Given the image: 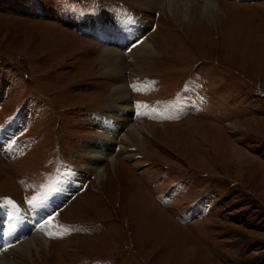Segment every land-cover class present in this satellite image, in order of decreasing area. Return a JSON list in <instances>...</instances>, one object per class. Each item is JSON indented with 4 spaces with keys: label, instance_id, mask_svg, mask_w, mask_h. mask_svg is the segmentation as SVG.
Here are the masks:
<instances>
[{
    "label": "rangeland",
    "instance_id": "1",
    "mask_svg": "<svg viewBox=\"0 0 264 264\" xmlns=\"http://www.w3.org/2000/svg\"><path fill=\"white\" fill-rule=\"evenodd\" d=\"M220 1L211 20L176 24L142 0H0V254L48 219L49 253L7 257L264 264V0ZM109 15L156 54L139 67L122 52L128 114L150 127L125 141L120 127L97 180L85 148L106 145L93 138L111 88L96 65L104 43L84 27ZM58 193L47 218L32 216Z\"/></svg>",
    "mask_w": 264,
    "mask_h": 264
},
{
    "label": "bare ground",
    "instance_id": "2",
    "mask_svg": "<svg viewBox=\"0 0 264 264\" xmlns=\"http://www.w3.org/2000/svg\"><path fill=\"white\" fill-rule=\"evenodd\" d=\"M142 1L143 4L146 5V7L156 8L158 6H161L163 8V11L165 13L168 12V14L170 15V19L174 20L176 24H179L181 22L182 23L190 22L193 18L196 17H199L200 20L204 19V17L202 18V15H205V17L209 21L213 18L217 10L220 9L219 4L223 2L220 0H142ZM223 3H227V2H223ZM85 24L86 25L84 27L85 28L84 31L91 34L93 30H95L100 40H102V42L104 43V46L97 47L98 57L96 60L97 61L96 65H97V71L98 72L101 71V75L106 79H108L107 86L111 88V92L108 95L109 98L107 104V109L110 114L103 116L105 118V123H102V121H100L102 123V128H103L102 129L103 131L101 132V136L98 138H93L94 143H96V141H98L100 138L106 137L104 141L106 145H99L97 147L91 146L92 149L88 147L85 148V150L91 154V158L93 157V160L90 161L89 164L85 163V167L87 169H91L95 171L99 170L96 178L98 180L101 179L104 173L101 172L100 170L101 161L105 159L106 155L108 154V151L111 149V142L114 144L116 143L118 139V135L121 133V132L119 133L120 127L123 128L126 127L128 131L122 135L124 141L128 139L129 133L134 138H139L142 133L149 132L147 126L150 127V123L147 124L143 120L132 122L131 121L132 116L128 114L129 111L132 112L133 107L131 106L130 103L131 95L128 86L124 81L125 70L126 67L128 66L124 61L122 52H124V50L126 49L128 51L126 55L128 60L130 59L133 65L140 67L143 66L147 62V60H149L151 57H154L156 51L149 43L148 39H142L140 42L137 41L138 37L140 36L139 35L138 37H136L140 32V30L137 29L140 28L137 26V24L135 26V23L128 21L126 18L119 16L110 17L109 15L108 17L96 18L95 20L87 21ZM123 41H124V45H123ZM118 113L120 115H118ZM112 118H118L119 121H121L122 123L119 126L117 125V129L115 131L114 128H116V126L111 123ZM230 125L231 124L226 126L229 127ZM8 128L9 125H5L2 128L0 132V140L3 139L4 136L3 134H5L7 130L9 131L10 128L9 129ZM112 129L113 131H111ZM118 146H120L119 150L121 153L122 148L125 147L122 144ZM105 149H109L105 152V154L103 152L102 153L100 152L101 150H105ZM124 157H126V155H124ZM102 180H105V178L102 177ZM61 195H62L61 193H58L38 203V206L34 207L33 210H31L32 216L33 215L35 216L37 214V213L35 214V209H36L39 214H43L44 217L47 218L45 216L46 215L45 212H47V210L51 208L52 205H55L59 201H61L60 199ZM47 220L48 219L45 220V223L42 226H38L39 227L38 229L36 226V228H34L35 230L33 229L35 231L34 234L28 237L25 241H23L22 243L16 245L15 247L9 250L6 249L5 251H3L0 254L1 255L0 264H17L15 260H11L7 257L8 255H14V253L19 254L18 256L24 259L30 257L31 253L33 254L34 251L37 254L43 251L49 253V247L51 246V242L47 240L48 238L46 239V234L51 231L53 224ZM24 222H25V226L28 222L35 224L33 217L26 219ZM14 228L16 227L14 226Z\"/></svg>",
    "mask_w": 264,
    "mask_h": 264
},
{
    "label": "snow or ice",
    "instance_id": "3",
    "mask_svg": "<svg viewBox=\"0 0 264 264\" xmlns=\"http://www.w3.org/2000/svg\"><path fill=\"white\" fill-rule=\"evenodd\" d=\"M8 203H10V204H11V203H12V201H10V200H9V201H8Z\"/></svg>",
    "mask_w": 264,
    "mask_h": 264
}]
</instances>
